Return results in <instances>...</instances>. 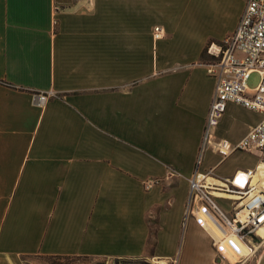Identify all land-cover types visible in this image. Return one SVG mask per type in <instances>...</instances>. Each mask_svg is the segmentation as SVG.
I'll list each match as a JSON object with an SVG mask.
<instances>
[{
	"label": "crops",
	"instance_id": "1",
	"mask_svg": "<svg viewBox=\"0 0 264 264\" xmlns=\"http://www.w3.org/2000/svg\"><path fill=\"white\" fill-rule=\"evenodd\" d=\"M246 4L0 0V264L34 254L230 264L183 219L216 89L201 55ZM223 122L218 135L232 141L253 125L230 138ZM209 155L203 169L218 176L241 168L221 173L234 155Z\"/></svg>",
	"mask_w": 264,
	"mask_h": 264
},
{
	"label": "built area",
	"instance_id": "2",
	"mask_svg": "<svg viewBox=\"0 0 264 264\" xmlns=\"http://www.w3.org/2000/svg\"><path fill=\"white\" fill-rule=\"evenodd\" d=\"M160 37L161 29L157 26L155 38ZM207 50L214 59L207 62V68L216 80V89L196 168L188 177L183 222L186 224L193 218L211 235L213 245L228 263L246 264L264 246V235L258 233L264 227V0H247L234 32L212 42ZM255 72L260 79L251 86L250 78ZM50 96L38 94L39 104L45 105ZM230 104L262 116L238 141L218 135ZM239 151L256 156L255 165L238 168L228 177L218 176L215 167L201 168L208 152L220 155V161H225Z\"/></svg>",
	"mask_w": 264,
	"mask_h": 264
},
{
	"label": "rangeland",
	"instance_id": "3",
	"mask_svg": "<svg viewBox=\"0 0 264 264\" xmlns=\"http://www.w3.org/2000/svg\"><path fill=\"white\" fill-rule=\"evenodd\" d=\"M206 62H214V59L210 56L208 50L203 58ZM260 75L258 72H255L251 75L249 84L254 86L258 83ZM258 118L253 112L242 109L241 106H234L227 108L226 116L222 124L221 132L224 133L227 137H234L241 133V131L247 126V124L255 123V120ZM238 153V152H237ZM204 157L202 169L208 167L209 163L214 160L212 155H209V152ZM256 156L253 155H243L241 153L234 155L232 158L228 159L225 163L222 164L221 170L219 172L226 173L236 164H239L241 168H246V166H253L256 163ZM264 255V246L258 253L256 258L251 259L246 264H259L260 260ZM180 256V254L178 255ZM182 257V256H181ZM24 264H175V261L168 262H157V259L154 260L153 257L148 256L144 258H125L121 259L120 257H86V256H53L45 254H34L31 256H26L23 259Z\"/></svg>",
	"mask_w": 264,
	"mask_h": 264
},
{
	"label": "bare ground",
	"instance_id": "4",
	"mask_svg": "<svg viewBox=\"0 0 264 264\" xmlns=\"http://www.w3.org/2000/svg\"><path fill=\"white\" fill-rule=\"evenodd\" d=\"M262 179L264 180V177H262ZM258 233L259 234H261V235H264V227L263 228H261L259 231H258ZM244 252H246V249L244 248V250H243V253ZM237 257V256H236Z\"/></svg>",
	"mask_w": 264,
	"mask_h": 264
},
{
	"label": "trees",
	"instance_id": "5",
	"mask_svg": "<svg viewBox=\"0 0 264 264\" xmlns=\"http://www.w3.org/2000/svg\"><path fill=\"white\" fill-rule=\"evenodd\" d=\"M207 48L205 49V51L203 52V55H201V59L203 60L204 55L206 54Z\"/></svg>",
	"mask_w": 264,
	"mask_h": 264
},
{
	"label": "water",
	"instance_id": "6",
	"mask_svg": "<svg viewBox=\"0 0 264 264\" xmlns=\"http://www.w3.org/2000/svg\"><path fill=\"white\" fill-rule=\"evenodd\" d=\"M259 264H264V255H263L262 259L260 260Z\"/></svg>",
	"mask_w": 264,
	"mask_h": 264
}]
</instances>
